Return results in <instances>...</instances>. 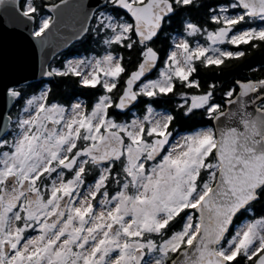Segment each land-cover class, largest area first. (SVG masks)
<instances>
[{
    "label": "snow or ice",
    "instance_id": "snow-or-ice-1",
    "mask_svg": "<svg viewBox=\"0 0 264 264\" xmlns=\"http://www.w3.org/2000/svg\"><path fill=\"white\" fill-rule=\"evenodd\" d=\"M62 5L20 8L42 46L58 19L41 10ZM81 15L76 38L102 53L45 74L78 78L91 107L7 90L20 108L0 115V264H264V79L217 102L198 78L264 46V0H96ZM198 112L213 125L176 128Z\"/></svg>",
    "mask_w": 264,
    "mask_h": 264
},
{
    "label": "trees",
    "instance_id": "trees-1",
    "mask_svg": "<svg viewBox=\"0 0 264 264\" xmlns=\"http://www.w3.org/2000/svg\"><path fill=\"white\" fill-rule=\"evenodd\" d=\"M37 4L41 3H57L59 0H35ZM223 3L224 0H202L204 4L216 5L217 3ZM24 4V0H21V7ZM43 15H52L46 8H42ZM183 15H187L186 13ZM192 15L197 19L206 18V11L201 8L199 12H193ZM36 26V25H35ZM179 20L175 23L174 28H179ZM157 47L165 50L168 48L167 34L162 36L157 43ZM246 50V56L239 60L226 61L224 66L219 68H204L200 67L198 72V78L204 86L209 83H215L217 85L215 98L217 102L222 101L223 94L231 87H235V81L237 80H258L264 79V46L256 50H247L248 46H241ZM235 50V49H233ZM102 53V48L97 45L95 40L88 39L77 40L72 43L67 49L56 55L51 64V69H62L64 64L71 60L75 56H94ZM125 55H131L133 61L135 60L134 53H125ZM44 88L50 90L48 93L49 102L60 103L69 105L73 103L76 98H82L86 104L91 107L94 103L97 92L83 88L78 84V78L75 77H59L54 76L51 79H42L32 81L20 86L15 87L17 90H23L26 94V98L32 95H39ZM163 107L171 109L172 104L163 105ZM20 108L19 104H16L11 108L10 114L13 119L16 117V113ZM138 111V109H137ZM126 119L127 117H120ZM214 122L210 123L208 118L201 114L196 113L195 116L177 117L176 128L181 131H188L191 128H199L203 126H212ZM91 180V176L89 177ZM255 212L257 215H264V203L257 204L255 206Z\"/></svg>",
    "mask_w": 264,
    "mask_h": 264
},
{
    "label": "water",
    "instance_id": "water-1",
    "mask_svg": "<svg viewBox=\"0 0 264 264\" xmlns=\"http://www.w3.org/2000/svg\"><path fill=\"white\" fill-rule=\"evenodd\" d=\"M81 3L85 6L83 9L79 7ZM95 3L96 0H69L67 7L61 6L58 16L52 13L58 23L51 30L52 40L48 46H42L32 36L35 24L19 14L21 0H5L0 5V115L6 117L14 104L7 96L8 89L54 77L45 74L51 70L53 58L79 40L75 32L81 13ZM6 123L7 120L0 121V126Z\"/></svg>",
    "mask_w": 264,
    "mask_h": 264
},
{
    "label": "rangeland",
    "instance_id": "rangeland-1",
    "mask_svg": "<svg viewBox=\"0 0 264 264\" xmlns=\"http://www.w3.org/2000/svg\"><path fill=\"white\" fill-rule=\"evenodd\" d=\"M78 58H82V57H81V56H75V57H73L71 60H75V59H78ZM46 89H47V88H44L43 91H45ZM77 100H79V101H83L84 103H86L85 100L82 99V98H76L73 102H76ZM203 127H211V126H203Z\"/></svg>",
    "mask_w": 264,
    "mask_h": 264
}]
</instances>
